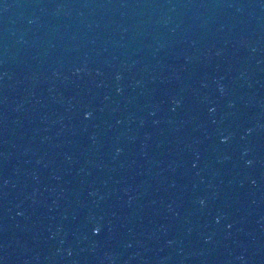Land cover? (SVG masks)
<instances>
[{"label": "water", "instance_id": "water-1", "mask_svg": "<svg viewBox=\"0 0 264 264\" xmlns=\"http://www.w3.org/2000/svg\"><path fill=\"white\" fill-rule=\"evenodd\" d=\"M0 264H264V0H0Z\"/></svg>", "mask_w": 264, "mask_h": 264}]
</instances>
